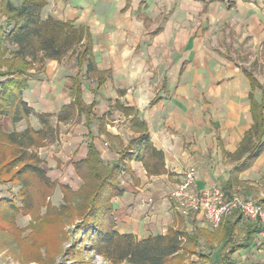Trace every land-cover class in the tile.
I'll return each instance as SVG.
<instances>
[{
  "label": "crops",
  "instance_id": "0c3cea01",
  "mask_svg": "<svg viewBox=\"0 0 264 264\" xmlns=\"http://www.w3.org/2000/svg\"><path fill=\"white\" fill-rule=\"evenodd\" d=\"M41 16L88 27L97 68L85 74L83 65L80 72L89 116L78 111L68 121L53 117L58 138L45 147L61 148L56 158L73 166L92 142L103 164H119L120 193L111 198L117 232L141 239L174 228L199 231V243L207 241L200 230H214L203 215L178 213L169 191L187 170L197 190L227 189L237 162L230 154L253 123L247 72L264 91V0H46ZM77 73L71 52L32 72L23 97L33 108L29 123L35 130L41 128L35 113H57L73 98ZM261 95L254 90L255 99ZM134 116L163 153L160 173L148 174L139 160L121 159L127 145L133 153L139 147L130 144L139 134ZM0 126L8 132L27 125L1 117ZM230 191L264 203V149ZM255 243L243 249L253 250Z\"/></svg>",
  "mask_w": 264,
  "mask_h": 264
},
{
  "label": "trees",
  "instance_id": "16d2710c",
  "mask_svg": "<svg viewBox=\"0 0 264 264\" xmlns=\"http://www.w3.org/2000/svg\"><path fill=\"white\" fill-rule=\"evenodd\" d=\"M45 5L46 0H0V14L5 16L4 23L0 22V67L4 64L6 66L5 71H0V76L4 77L0 79V119L8 117L16 123L34 113L33 108L23 97V91L28 87V80L32 76L28 69L34 63L38 64V68L34 70L39 72L45 60H60L71 52L75 55L78 66V73L73 77L71 87L73 98L63 104L57 113H35L41 124L40 129L35 130L31 125H27L21 132L5 133L0 130L1 138L9 141L15 148L20 149L18 152L25 155H27L25 149L35 144L38 135L44 138L53 132L50 124L53 117L58 121H68L78 111L83 112L86 117L89 116L91 105H85L82 100L80 72L85 65V74L97 73L88 27L71 20H57L50 16L43 18L41 12ZM5 44L13 45L15 49L11 53V58L2 59L8 50ZM247 75L251 85L249 97L253 123L245 132L237 150L230 154L237 162L231 170L227 189H224L227 194L232 192L230 191L232 184L238 182L239 173L248 169L264 149V91L251 72H247ZM256 89L262 92L259 100L254 97ZM131 121L134 128L139 129V134L130 141V144L139 142V147L133 153L129 151L130 145H127L122 150L121 159L141 161L148 174L162 172L164 170L162 151L154 147L145 124L139 117L134 116ZM0 156L3 157L1 153ZM21 159L23 161L25 158ZM27 159L33 162H23L14 172L15 177L31 173L42 185L48 186L49 178L45 170L38 165V158L31 155ZM10 160L5 162L3 167L6 165L11 167L13 160ZM74 168L83 180L79 190L87 186L89 190L85 205L80 206L77 213L81 216L83 211H86L81 219L82 225H85L89 232L92 231L95 250L105 258L112 261L125 260L131 264H168L180 258L183 250L200 246L199 231L188 234L181 229L169 228L166 234H155L141 239L131 233L117 232L114 229L111 198L120 193L117 182L121 170L119 164H103L98 149L89 142L85 157L74 163ZM23 181L24 188L20 192L23 202L21 208L30 212L33 202L27 188L28 181ZM3 203L6 207L16 209L8 200L0 202V206ZM242 218L240 212L235 210L223 218L214 232L200 230L207 241L213 239L221 246L218 264H232L233 260L228 254L249 245L260 231L261 227L257 222L241 223ZM240 227L243 229L241 237L235 234ZM209 244L213 245L212 241Z\"/></svg>",
  "mask_w": 264,
  "mask_h": 264
},
{
  "label": "rangeland",
  "instance_id": "374dc122",
  "mask_svg": "<svg viewBox=\"0 0 264 264\" xmlns=\"http://www.w3.org/2000/svg\"><path fill=\"white\" fill-rule=\"evenodd\" d=\"M4 21L5 16L0 14V22ZM5 45L8 50L2 59L11 58L15 49L13 45ZM37 68L38 64L34 63L28 72L32 74ZM5 70L4 64L0 71ZM22 120L30 125L29 117ZM0 130L6 133L1 126ZM11 131L21 132L16 128ZM58 134L57 130L44 138L38 135L35 144L25 149L27 155L18 152L20 149L0 136V153L3 155L0 156V202L8 200L16 208L6 207L5 203L0 206V264H131L125 260L112 261L95 250L92 231L89 232L81 221L86 211L81 212V216L77 213L89 197L88 186L79 190L83 180L73 168L74 164L71 166L56 158L61 148L45 147L58 138ZM31 155L38 158V165L45 170L50 182L48 186L42 185L31 173L15 177L14 172L23 162H33L27 159ZM10 158L13 165L3 167ZM21 158L25 159L22 161ZM23 180L28 181L33 202L30 212L21 208ZM241 230L235 232L236 236ZM209 243L203 240L200 246L183 250L180 258L168 264H218L221 248ZM253 248L255 251L250 248L236 250L228 257L233 260L232 264L264 262V247L255 243Z\"/></svg>",
  "mask_w": 264,
  "mask_h": 264
},
{
  "label": "built area",
  "instance_id": "2783aa9c",
  "mask_svg": "<svg viewBox=\"0 0 264 264\" xmlns=\"http://www.w3.org/2000/svg\"><path fill=\"white\" fill-rule=\"evenodd\" d=\"M169 198L172 207L183 216L201 213L211 229L218 228L233 211H239L243 219L260 225L255 242L264 247V204L257 200L238 192L227 194L219 186L197 190L192 170L185 171L183 181L169 191Z\"/></svg>",
  "mask_w": 264,
  "mask_h": 264
}]
</instances>
